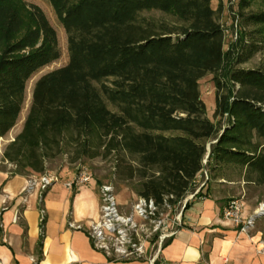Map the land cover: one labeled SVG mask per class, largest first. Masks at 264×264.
<instances>
[{
  "label": "trees",
  "instance_id": "trees-1",
  "mask_svg": "<svg viewBox=\"0 0 264 264\" xmlns=\"http://www.w3.org/2000/svg\"><path fill=\"white\" fill-rule=\"evenodd\" d=\"M48 1L70 59L36 81L22 130L3 152L13 173L45 174L76 144L73 161L112 154L118 181L160 212L179 210L204 169L208 185L242 181L264 201V66H240L264 43V8L236 15L240 34L226 49L221 0ZM150 11L176 23L146 18ZM59 57L40 9L0 0V139L18 123L28 80ZM209 74L213 119L200 89Z\"/></svg>",
  "mask_w": 264,
  "mask_h": 264
},
{
  "label": "crops",
  "instance_id": "crops-1",
  "mask_svg": "<svg viewBox=\"0 0 264 264\" xmlns=\"http://www.w3.org/2000/svg\"><path fill=\"white\" fill-rule=\"evenodd\" d=\"M28 178L0 169V264H149L114 261L94 248L89 230L101 206L94 184L70 190L61 180L41 194ZM236 189L245 193L244 182L219 180L188 198L182 227L160 251L162 264H264L262 235L224 217Z\"/></svg>",
  "mask_w": 264,
  "mask_h": 264
},
{
  "label": "rangeland",
  "instance_id": "rangeland-1",
  "mask_svg": "<svg viewBox=\"0 0 264 264\" xmlns=\"http://www.w3.org/2000/svg\"><path fill=\"white\" fill-rule=\"evenodd\" d=\"M23 3L29 11L40 9L51 26L55 29L60 49V57L38 70L28 80L26 87V101L20 113L18 123L5 137L0 139V169L8 171L16 169V166L3 160V152L6 146L13 141L22 130L32 101V93L36 81L43 74L66 66L70 59L68 34L50 2L48 0H23ZM219 4L221 5V10L218 11V19L226 30L225 48L228 49L240 34L239 22L238 19L236 20V15L263 9L264 0H251L249 5L245 7H243L244 3H241L240 0H221L220 3L216 1L214 6L218 9ZM143 15L146 18L155 19L168 24L176 23V19L172 15L160 11L144 12ZM240 66L244 68L264 66V43H261L257 52L250 56L248 60L240 63ZM212 78L213 76L209 74L200 81L202 98L207 105L208 116L211 119H213V113L215 110V85ZM75 156L76 144H73L69 146L67 152L62 153L47 162V171L58 175L60 181L64 180V182H66L77 174L80 166L85 165L89 168L92 174L91 184H94L99 190L102 185H112L114 187V193L120 212L125 214L133 212L134 205L139 198L136 195L132 184L118 181L116 176V163L112 154H106L103 149H99L92 155L78 157L73 161L72 158H75ZM232 196V199L239 198L243 202V211L241 214V217L244 220L243 228L248 226L246 231L251 233L259 232L264 240V214L257 216V212L262 210L261 207L264 204V201L259 200L258 194L247 190L243 193L236 189ZM249 221L253 222L248 224ZM150 252L151 248H149L148 254H150Z\"/></svg>",
  "mask_w": 264,
  "mask_h": 264
},
{
  "label": "built area",
  "instance_id": "built-area-1",
  "mask_svg": "<svg viewBox=\"0 0 264 264\" xmlns=\"http://www.w3.org/2000/svg\"><path fill=\"white\" fill-rule=\"evenodd\" d=\"M207 159L204 160L206 164ZM208 170L204 169L198 176L199 186L182 203L177 211L160 212L153 199L138 197L134 210L130 214L120 212L114 193V187L109 184L100 188L101 206L100 218L93 222L89 230L94 248L104 252L114 261H140L146 259L149 264H155L160 251L166 242L176 235L182 227V208L188 198L200 193L208 186ZM56 174L47 172L42 175H31L28 178L29 188L37 187L43 194L52 185L59 182ZM92 182V174L85 165L79 167L77 174L64 182L67 189H74ZM168 208H170L168 206ZM264 208V204L261 209ZM243 202L239 198L231 199L224 210V217L236 224L243 223L241 217ZM261 211V210H260ZM44 211L42 210V218ZM253 221H249L251 224ZM248 226L244 227L246 230ZM264 247V240L262 241ZM151 248L150 254L148 250ZM35 261V259H33ZM69 264H84L73 262Z\"/></svg>",
  "mask_w": 264,
  "mask_h": 264
},
{
  "label": "water",
  "instance_id": "water-1",
  "mask_svg": "<svg viewBox=\"0 0 264 264\" xmlns=\"http://www.w3.org/2000/svg\"><path fill=\"white\" fill-rule=\"evenodd\" d=\"M262 214H264V211L262 210L257 212V216H261Z\"/></svg>",
  "mask_w": 264,
  "mask_h": 264
},
{
  "label": "bare ground",
  "instance_id": "bare-ground-1",
  "mask_svg": "<svg viewBox=\"0 0 264 264\" xmlns=\"http://www.w3.org/2000/svg\"><path fill=\"white\" fill-rule=\"evenodd\" d=\"M262 211H264V208L262 209Z\"/></svg>",
  "mask_w": 264,
  "mask_h": 264
}]
</instances>
